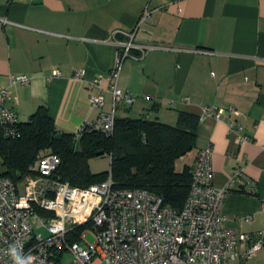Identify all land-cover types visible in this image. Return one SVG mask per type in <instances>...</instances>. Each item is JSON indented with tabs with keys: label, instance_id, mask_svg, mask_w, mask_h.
I'll list each match as a JSON object with an SVG mask.
<instances>
[{
	"label": "crops",
	"instance_id": "crops-1",
	"mask_svg": "<svg viewBox=\"0 0 264 264\" xmlns=\"http://www.w3.org/2000/svg\"><path fill=\"white\" fill-rule=\"evenodd\" d=\"M146 6L133 42L150 47L123 60L116 85L135 101L119 103L116 115L170 124L179 110L199 115L184 164L211 144L215 186L240 167L223 200L222 225L249 233V243L264 239V0H0V90L11 91L8 104L20 121L44 105L57 130L79 132L112 108L106 74L116 42L129 40L124 32ZM21 75L28 81L11 82ZM99 92L103 107L89 101ZM204 107L225 112L216 117ZM230 121L241 128L231 130Z\"/></svg>",
	"mask_w": 264,
	"mask_h": 264
},
{
	"label": "built area",
	"instance_id": "built-area-1",
	"mask_svg": "<svg viewBox=\"0 0 264 264\" xmlns=\"http://www.w3.org/2000/svg\"><path fill=\"white\" fill-rule=\"evenodd\" d=\"M149 10L146 6L133 30L124 32L129 40L116 42L115 62L106 74L112 108L101 109L98 118L81 129L87 125L111 133L116 106L135 101L133 93L119 89L116 81L123 60L139 57L131 50L138 49L143 55L150 47L133 42L137 26ZM80 74L79 69L75 75ZM16 81L27 82L28 77H11L12 83ZM100 81L101 77L95 80ZM12 98L9 89L0 90V122L7 135L16 133L19 121L15 108L8 104ZM89 101L103 107L105 97L99 92L90 95ZM204 111L220 117L225 109L204 107ZM228 112L239 115L233 107ZM229 127L237 130L241 125L230 121ZM211 157V144L197 151L188 195L183 206L175 208L145 189L114 187L110 175L87 187L57 180L51 175L60 157L42 151L30 167L35 174L24 177L23 195H19L17 184L10 178H0V264H62L65 252L72 255L68 264H244L264 239L249 243V233L237 234L222 225L224 197L239 180L241 169H236L226 185L215 186ZM74 224L86 226L78 239L70 240ZM39 227L45 229V235L37 231ZM87 233L92 234L93 242L86 241Z\"/></svg>",
	"mask_w": 264,
	"mask_h": 264
},
{
	"label": "trees",
	"instance_id": "trees-1",
	"mask_svg": "<svg viewBox=\"0 0 264 264\" xmlns=\"http://www.w3.org/2000/svg\"><path fill=\"white\" fill-rule=\"evenodd\" d=\"M131 51L132 55L135 51L140 54L139 50ZM199 119V115L183 110L178 111L174 124L115 115L111 133L86 125L76 135L57 130L47 108L41 105L28 120L18 121L14 135L5 134L0 122V178L8 177L17 184L26 175L35 174L31 165L47 151L60 157L51 175L57 180L87 187L110 175L114 187L145 189L158 195L163 204L181 208L190 189L193 164L177 170L175 161L195 147ZM102 156L108 157L109 168L93 172L90 160ZM85 226L74 224L70 240L78 239Z\"/></svg>",
	"mask_w": 264,
	"mask_h": 264
},
{
	"label": "rangeland",
	"instance_id": "rangeland-1",
	"mask_svg": "<svg viewBox=\"0 0 264 264\" xmlns=\"http://www.w3.org/2000/svg\"><path fill=\"white\" fill-rule=\"evenodd\" d=\"M185 157L186 155H183L175 161V168L177 170H181L183 168L186 160ZM90 167L92 170L97 172L107 170L109 168V159L106 156L92 158L90 160ZM24 184H25L24 179L18 181L17 183L19 195L24 194ZM37 231L42 232L44 235L46 234V231L43 227H39ZM85 239L88 242H93L94 237L92 236L91 233H87ZM71 260H72V255L68 252H65L64 255L62 256V264H68ZM246 264H264V248H261L257 252V255L249 259L246 262Z\"/></svg>",
	"mask_w": 264,
	"mask_h": 264
}]
</instances>
